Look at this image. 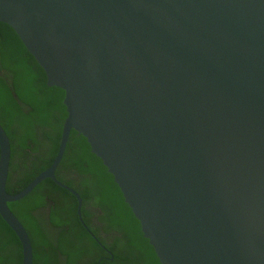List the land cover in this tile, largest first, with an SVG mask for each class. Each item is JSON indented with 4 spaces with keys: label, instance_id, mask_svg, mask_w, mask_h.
Here are the masks:
<instances>
[{
    "label": "water",
    "instance_id": "95a60500",
    "mask_svg": "<svg viewBox=\"0 0 264 264\" xmlns=\"http://www.w3.org/2000/svg\"><path fill=\"white\" fill-rule=\"evenodd\" d=\"M0 21L66 110L51 164L15 193L0 123V215L21 264L32 244L8 203L41 180L68 189L84 223L79 192L55 176L71 129L160 264H264V0H0Z\"/></svg>",
    "mask_w": 264,
    "mask_h": 264
},
{
    "label": "trees",
    "instance_id": "16d2710c",
    "mask_svg": "<svg viewBox=\"0 0 264 264\" xmlns=\"http://www.w3.org/2000/svg\"><path fill=\"white\" fill-rule=\"evenodd\" d=\"M63 97L62 88L46 83L44 69L13 27L0 21V123L11 147L8 192H18L51 164L66 116ZM101 172L111 182L112 187L106 192ZM55 176L79 192L84 223L77 215L76 197L49 177L20 199L10 201L11 210L29 234L32 264H65L59 261L58 253L66 255V264L76 260L83 264H160L141 230V249L132 244L125 221L134 220L139 226L137 218L102 160L74 129L70 131ZM91 205L102 211L98 215L103 221L102 228L90 224ZM40 208H48L47 217ZM107 232L113 234L105 235ZM108 240L111 241L105 242ZM89 255L91 259L87 258ZM21 262V243L0 215V264Z\"/></svg>",
    "mask_w": 264,
    "mask_h": 264
},
{
    "label": "rangeland",
    "instance_id": "374dc122",
    "mask_svg": "<svg viewBox=\"0 0 264 264\" xmlns=\"http://www.w3.org/2000/svg\"><path fill=\"white\" fill-rule=\"evenodd\" d=\"M102 175H103V180L101 178V183H103L102 184L103 189L106 192L110 188L111 182L107 174L102 173ZM125 223L127 226V230L130 233L132 244L135 245L134 247L141 249L143 243H142V238L139 237L140 227L137 225V223L134 220H127L125 221Z\"/></svg>",
    "mask_w": 264,
    "mask_h": 264
},
{
    "label": "flooded vegetation",
    "instance_id": "af4514ba",
    "mask_svg": "<svg viewBox=\"0 0 264 264\" xmlns=\"http://www.w3.org/2000/svg\"><path fill=\"white\" fill-rule=\"evenodd\" d=\"M90 208H91V210H92V215L91 216H89V219L92 221V222H90V224H92V225H97L99 228H102L103 227V221H101L99 218H98V215H100L101 214V210H100V208H96V206H94V205H91L90 206ZM40 210V212L41 213H44V216L45 217H47V215H48V208H45V209H43V208H40L39 209ZM54 228V227H53ZM105 235H111V234H113V232H107V233H104ZM113 237V236H112ZM111 240H108V241H105V242H107V243H109ZM99 242H101L100 240H99ZM99 244V243H98ZM100 245H103V244H100ZM106 249H108L106 246L104 247V250H105V252H107L106 251ZM108 253V252H107ZM58 257H59V261L60 262H63V263H65L66 264V255H64V254H60V253H58V255H57ZM62 257H63V259H62ZM88 259H91L92 258V255H89L88 257H87ZM83 264V262L81 261V260H76L75 261V263H70V264Z\"/></svg>",
    "mask_w": 264,
    "mask_h": 264
}]
</instances>
